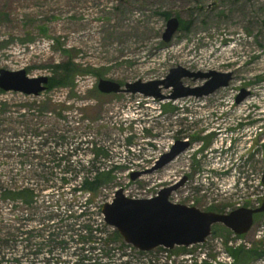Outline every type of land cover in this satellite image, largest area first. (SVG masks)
Segmentation results:
<instances>
[{
	"label": "rangeland",
	"instance_id": "rangeland-1",
	"mask_svg": "<svg viewBox=\"0 0 264 264\" xmlns=\"http://www.w3.org/2000/svg\"><path fill=\"white\" fill-rule=\"evenodd\" d=\"M162 12L178 17L180 26L188 21L189 30L179 26L165 42L170 17ZM68 58L89 70L73 85L49 90L46 84L38 95L0 92V264H66V257L74 264L80 253L74 224L92 210L88 199L104 202L119 187L149 197L187 175L188 187L173 191L172 200L222 212L262 201L264 0H0V69L50 77ZM179 65L232 71L233 78L202 98L98 89L101 78L124 86L165 78ZM242 89L250 94L238 103ZM70 103L73 110H60ZM230 128L242 137L235 139L234 161L218 152ZM176 136L198 141L152 169ZM203 142L207 150L200 153ZM103 169L112 178L89 192L84 178ZM24 185L33 189L32 202L2 194L3 187ZM254 218L242 234L214 223L209 241L191 247L197 256L206 253L194 264H239L241 248L264 249V212ZM244 264H264V251Z\"/></svg>",
	"mask_w": 264,
	"mask_h": 264
},
{
	"label": "water",
	"instance_id": "water-1",
	"mask_svg": "<svg viewBox=\"0 0 264 264\" xmlns=\"http://www.w3.org/2000/svg\"><path fill=\"white\" fill-rule=\"evenodd\" d=\"M179 26L180 19L176 16L170 17L163 40L170 41ZM183 78L201 79L204 82L201 85L191 86L186 85ZM232 78V71H194L179 65L171 68L165 78L150 81L138 79L127 82L124 86L118 81L101 78L98 89L105 94L138 93L159 100H176L190 96L202 98L228 86ZM48 81L49 77L45 75L28 76L25 69H0V89L3 91L38 95L46 89ZM164 90L170 92L166 94ZM249 94L248 90L242 89L237 96V102H241ZM188 146L187 141H177L169 152L164 153L157 160L152 169L169 163ZM141 173L139 170L134 171L132 176L135 178ZM186 179L187 175H184L149 197H132L127 195L122 187L117 188L114 197L102 205L106 221L118 229L125 241L140 249L150 250L158 246L173 248L202 242L212 233V226L217 222L223 223L236 233H245L253 226L254 215L264 211V197L256 206L240 205L225 212L202 209L194 204L172 200L170 198L172 191L182 185ZM262 179L264 182V169Z\"/></svg>",
	"mask_w": 264,
	"mask_h": 264
},
{
	"label": "built area",
	"instance_id": "built-area-1",
	"mask_svg": "<svg viewBox=\"0 0 264 264\" xmlns=\"http://www.w3.org/2000/svg\"><path fill=\"white\" fill-rule=\"evenodd\" d=\"M246 130H252V128L249 127ZM174 143L175 141L173 140L170 148H172ZM231 143L232 141L230 138L228 139L227 146ZM177 180L179 179H176L174 182ZM187 180L188 178L182 185L173 191L185 188ZM204 187L205 186H202L201 189L206 191L207 189ZM90 199L91 198L88 200L89 204L93 206L92 210L91 208L88 209L84 212L86 215L77 220V223L75 224V229L77 231L72 236L80 245V253L77 254L76 259L73 258L74 264H194L197 263V261L202 262L204 259L203 257L206 256V253H204L203 257L197 256L194 251L191 252V247L208 242L210 239L209 235L206 240L202 242L186 246L184 252L178 250L175 251V247L170 248L166 246H158L150 250H143L124 239L114 238L112 236L115 235V230L118 229L106 221L105 215L102 211V205L106 201H110L112 198L99 203H97L96 200L91 202ZM259 203L260 202H258L257 205ZM240 205L241 204H238L233 208ZM231 209L232 208L229 210ZM84 223H87L88 225H84ZM234 234L239 233L234 232ZM81 235L86 236V238L82 239ZM108 237H111L112 239H110L109 242H106V238ZM210 264H219V262H211Z\"/></svg>",
	"mask_w": 264,
	"mask_h": 264
},
{
	"label": "trees",
	"instance_id": "trees-1",
	"mask_svg": "<svg viewBox=\"0 0 264 264\" xmlns=\"http://www.w3.org/2000/svg\"><path fill=\"white\" fill-rule=\"evenodd\" d=\"M162 13L167 18L170 17L169 12H162ZM180 28L184 29V30H189L190 27L188 26V21L181 19ZM53 70H54L53 75L49 77V81L47 83V87L49 90L54 89L55 87H63V88L69 87V86L73 85L74 80H75V76L78 73L84 74V73L89 71L88 69L82 68L81 64L76 63L73 58H68L67 60H65L63 62L55 64L53 66ZM0 92H3V90L0 89ZM74 108H75V105H72L70 103V104H65V106L60 108V110L61 111L63 109L73 110ZM132 137H134V136H130V137H128V139L132 138ZM112 172H113L112 170L103 169V170H100L99 172H97L93 178L85 177L83 187L87 188V189H91V190H88L89 192H92V190L93 191L98 190L99 186L104 181H108L110 178H112ZM32 193H33V189L28 187L27 185L20 186L16 189H14L13 187H10V186L3 187V191H2V194L5 198L10 197L11 199L12 198L15 199V198L19 197V198L23 199L24 201L25 200L28 201V203L33 201V200L29 199ZM84 225H88V224L84 223ZM227 229H229V228H227ZM115 235L117 236L116 238L123 239L122 235L119 233L118 230H115ZM81 237H82V239L86 238V236H84V235H81ZM110 239H112V238L111 237L106 238V242H109ZM256 242H260V240H257ZM259 245L254 243L253 246L248 247L247 249L246 248H241V249L239 248L240 250H238L237 252H235V250H234L235 254L238 256L236 263L244 264L247 260L254 257V255H256V254L258 255V254L263 253L264 249L261 248ZM175 248H176V250H178L177 248L186 249V246L180 245V246H176ZM70 261H71L70 258L66 257L65 263L69 264Z\"/></svg>",
	"mask_w": 264,
	"mask_h": 264
},
{
	"label": "flooded vegetation",
	"instance_id": "flooded-vegetation-1",
	"mask_svg": "<svg viewBox=\"0 0 264 264\" xmlns=\"http://www.w3.org/2000/svg\"><path fill=\"white\" fill-rule=\"evenodd\" d=\"M175 117H176V114L174 115ZM242 126H244V128L245 127H247V125L245 124V125H242ZM233 128H230V131H228L227 130V134H226V145L224 146V147H220V151H218L219 153H221V154H224V155H226L227 157H229V160H230V158H232V161H234L235 160V155L237 154V148H238V146H237V144H238V142L235 140V139H237V140H242V137H239L238 136V133L236 134V136H235V134L233 133ZM209 136H217V134H215V135H213V134H211V135H209ZM181 136H176V137H174V141H175V143L177 142V141H179V140H181V141H187L188 143H189V146L187 147V148H189V147H191L192 145H193V141L194 140H197L195 137H189V136H187L186 137V139H182V138H180ZM208 138V137H207ZM231 138V141H232V143L229 145V146H227V142H228V139H230ZM240 138V139H239ZM198 141V140H197ZM237 142V143H236ZM175 143H174V145H175ZM236 143V144H235ZM173 145V146H174ZM205 144H204V142L202 143V144H200V146H199V152L200 153H202V152H204L205 150H207V148L204 146ZM172 146V147H173ZM186 150V149H185ZM184 150V151H185ZM182 153V152H181ZM250 156V153H249V155H248V157Z\"/></svg>",
	"mask_w": 264,
	"mask_h": 264
}]
</instances>
